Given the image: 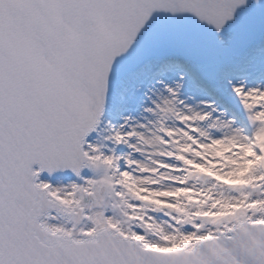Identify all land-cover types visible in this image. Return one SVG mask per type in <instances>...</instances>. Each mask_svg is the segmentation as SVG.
<instances>
[{
    "label": "snow or ice",
    "instance_id": "6c2138e0",
    "mask_svg": "<svg viewBox=\"0 0 264 264\" xmlns=\"http://www.w3.org/2000/svg\"><path fill=\"white\" fill-rule=\"evenodd\" d=\"M0 264H264V0H0Z\"/></svg>",
    "mask_w": 264,
    "mask_h": 264
}]
</instances>
